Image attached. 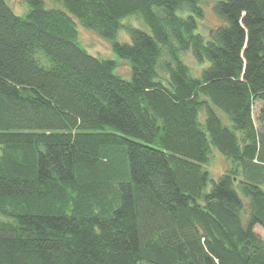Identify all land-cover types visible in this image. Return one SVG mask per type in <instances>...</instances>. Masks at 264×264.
Returning a JSON list of instances; mask_svg holds the SVG:
<instances>
[{
    "label": "trees",
    "instance_id": "16d2710c",
    "mask_svg": "<svg viewBox=\"0 0 264 264\" xmlns=\"http://www.w3.org/2000/svg\"><path fill=\"white\" fill-rule=\"evenodd\" d=\"M21 1L0 0V264H264V0H214L207 38L203 0Z\"/></svg>",
    "mask_w": 264,
    "mask_h": 264
},
{
    "label": "rangeland",
    "instance_id": "374dc122",
    "mask_svg": "<svg viewBox=\"0 0 264 264\" xmlns=\"http://www.w3.org/2000/svg\"><path fill=\"white\" fill-rule=\"evenodd\" d=\"M214 0H203V10H204V19L202 22H199V32L202 33L205 38H207V34L209 31L220 25V20L213 14L212 12V5ZM8 6L13 10L14 14L19 17H25L28 12V7L25 3L21 0H5ZM130 25L135 28L144 30L148 32V28L141 22L142 20L137 19L135 17H128L126 19ZM77 31H78V41L79 44L88 52L89 55L103 59V60H111L116 63V74L121 76L123 80H130L131 78V71L129 66L125 61L120 60L117 56L113 54V52L109 48V44L102 39H100L96 34L93 32H89L84 30L76 21ZM117 41L120 43H129V37L123 32H119L117 35ZM184 62L192 69L194 74H198L200 68L192 59L190 54H186L183 56ZM262 106L261 102H257L255 104V120H256V127L258 131L264 133V118L263 121L260 123L257 118L259 115V109ZM1 154V148H0ZM226 163L217 155L212 158L209 164L205 167L209 173L210 178L215 180L219 174L226 170ZM260 236L264 239V232L258 230Z\"/></svg>",
    "mask_w": 264,
    "mask_h": 264
}]
</instances>
